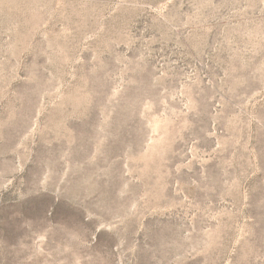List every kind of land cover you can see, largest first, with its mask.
Wrapping results in <instances>:
<instances>
[{
	"label": "rangeland",
	"instance_id": "374dc122",
	"mask_svg": "<svg viewBox=\"0 0 264 264\" xmlns=\"http://www.w3.org/2000/svg\"><path fill=\"white\" fill-rule=\"evenodd\" d=\"M0 264H264V0H0Z\"/></svg>",
	"mask_w": 264,
	"mask_h": 264
}]
</instances>
